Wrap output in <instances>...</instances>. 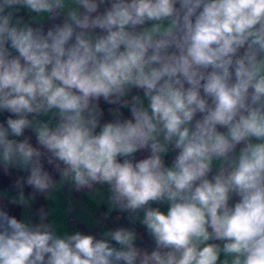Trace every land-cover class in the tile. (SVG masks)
<instances>
[{
    "label": "clouds",
    "instance_id": "1",
    "mask_svg": "<svg viewBox=\"0 0 264 264\" xmlns=\"http://www.w3.org/2000/svg\"><path fill=\"white\" fill-rule=\"evenodd\" d=\"M0 111L12 114L0 166L29 172L11 203L106 185L109 214L130 213L155 242L0 210V264H264V0H0ZM26 128L41 147L10 138Z\"/></svg>",
    "mask_w": 264,
    "mask_h": 264
},
{
    "label": "crops",
    "instance_id": "2",
    "mask_svg": "<svg viewBox=\"0 0 264 264\" xmlns=\"http://www.w3.org/2000/svg\"><path fill=\"white\" fill-rule=\"evenodd\" d=\"M101 10H103V6L101 7ZM19 15L23 16L26 21L30 22L31 17L35 14H30L28 10L24 8L21 9ZM52 23H54V21L46 19L43 22V26L45 27V29H47L52 25ZM133 95H140L141 97H143V91L140 89H133L132 93H130L127 99L130 100ZM145 104H147L146 100ZM99 105L103 110L101 123L112 121L114 119V116L111 114L110 109L116 108L117 105L108 104L102 98L99 101ZM120 111L123 118H131V112L128 108H121ZM11 115V113H8L6 111H0V123H4L6 126V120ZM29 118L31 119V116ZM32 137H37L35 132L30 128H26L22 136L10 138L19 141V139L21 138L31 139ZM175 154L176 150L171 149L170 155L165 157L166 165H171ZM149 155L150 151L148 149H143L136 152L129 159H132L134 157L144 159ZM118 159L123 160L124 157H118ZM0 173L8 178L13 179L15 181V185L17 180L26 178L29 175V172L20 168H9L6 171L3 166H0ZM57 179H59V177ZM97 187L99 188V192L93 194L90 193L87 189L77 191L72 185L69 184L63 186L59 191L55 193L54 200H49L44 195L43 204L41 206L36 205L35 199L32 200L29 206H20L17 204L13 205L18 211V219L25 220L31 223L40 222V218L38 215L39 209L43 208L45 211L50 212L48 221H55L58 232L60 234H63L64 232L73 233L75 231H80L83 234L93 235L97 239H99L101 238L104 231L115 230L120 227L131 229L134 230L137 234V246L141 249L151 251L155 247V242L151 235L148 233L145 226L139 223V221H131L129 219L130 213L128 212L113 210L109 214L111 205L108 200V188L106 185ZM17 191L18 190L15 186L13 189L0 188V199L11 202V196L15 195ZM25 196L29 195L25 194ZM238 199V197L233 196L229 201L230 205H234ZM153 206L159 207L160 210L165 213L168 210L167 204H154ZM221 259H223V256L221 257Z\"/></svg>",
    "mask_w": 264,
    "mask_h": 264
},
{
    "label": "trees",
    "instance_id": "3",
    "mask_svg": "<svg viewBox=\"0 0 264 264\" xmlns=\"http://www.w3.org/2000/svg\"><path fill=\"white\" fill-rule=\"evenodd\" d=\"M62 19H63V17H61L59 20L54 21V22L59 23L62 21ZM23 139L24 138H21L19 140H23ZM29 142L34 147H41L38 144L37 137H32L31 139H29ZM41 151H45V150L43 148H41ZM132 160H133V162H136V161L141 160V158L134 157V158H132ZM120 162H123V160H120ZM42 163H43L44 169L46 171H48L53 176L54 179H57L59 177V174L55 171L54 165L48 164L47 155L42 157ZM14 186H15V181L13 179L8 178V177H6L0 173V188H2V189H13ZM33 191L34 190L31 186H28L26 183L24 184V193L26 195L30 196L33 193ZM43 198H44L43 194H36L35 203L37 206H41L43 204ZM0 210L7 211L9 215L15 216L18 219V211L15 208V206L13 205V203H11L10 201L0 199Z\"/></svg>",
    "mask_w": 264,
    "mask_h": 264
}]
</instances>
